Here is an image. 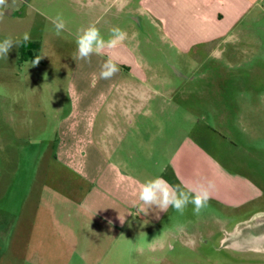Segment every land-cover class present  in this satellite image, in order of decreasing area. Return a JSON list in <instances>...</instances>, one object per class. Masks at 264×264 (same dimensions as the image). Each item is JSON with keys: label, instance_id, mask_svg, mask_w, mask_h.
<instances>
[{"label": "rangeland", "instance_id": "374dc122", "mask_svg": "<svg viewBox=\"0 0 264 264\" xmlns=\"http://www.w3.org/2000/svg\"><path fill=\"white\" fill-rule=\"evenodd\" d=\"M124 1L24 0L0 18V40L24 33L31 37L0 59V264H264L262 252L221 245L222 229L232 231L264 214V194L240 206L208 203L199 215L191 204L183 215L173 209L163 227L183 226L178 241L197 245L177 244L167 253L143 245V232L136 237L133 231L115 230L108 238L98 237L76 215L70 197L74 175L53 164L56 129L75 90L83 97L98 96L93 85L105 80L96 70L109 57L127 70L126 80H131L129 67L136 70L137 65L163 91V130L174 146L190 137L264 193V9L242 24L248 39L182 51L163 37L141 0L126 7ZM58 14L66 22L59 35L52 23ZM91 24L105 38L113 27L125 31L128 38L122 44L132 55L122 62L117 50L103 57L93 54L90 61L77 58L76 36ZM170 145H165L163 160ZM145 152H135L138 162L147 163ZM47 185L61 194L45 190ZM157 239L172 240L160 229L153 234L152 240Z\"/></svg>", "mask_w": 264, "mask_h": 264}, {"label": "crops", "instance_id": "0c3cea01", "mask_svg": "<svg viewBox=\"0 0 264 264\" xmlns=\"http://www.w3.org/2000/svg\"><path fill=\"white\" fill-rule=\"evenodd\" d=\"M118 1L113 0V3ZM130 3L131 0H125L123 5L126 7ZM141 5L161 25L166 40L182 51H189L199 44L217 48L221 44L248 39L241 26L249 17L255 18L256 10L264 9V0H141ZM116 50L121 62L132 55L126 45L120 44L98 56L103 57L107 52L113 54ZM103 60L105 63L106 59ZM118 68L110 79L92 84L97 86L98 96L83 97L78 90L74 91L70 109L57 125L54 167L74 175L70 197L76 215L98 237L108 238L115 230L123 234L133 231L136 237L143 232L141 236L146 240L143 245H150L155 252L173 251L177 244L195 247L196 242L178 241L176 233L183 226L163 227L173 208L161 211L153 206L147 215L138 210V207H147L138 199L143 182L160 176L172 185L187 189L211 180L215 188L208 203L232 206L252 203L264 193L250 178L228 171L190 137L174 146L164 135V116L160 112L165 103L163 91L157 84L148 82L137 65L136 70L129 67L127 79L130 81L125 79V69ZM152 108L159 113L150 111ZM165 145L172 148L163 160ZM144 148L148 151L144 153L147 163H140L135 152ZM58 184L62 186L63 183L60 180ZM47 189L61 194L51 186H45ZM73 215L68 214L69 217ZM140 226L145 229H138ZM158 229L172 240L153 241ZM263 230L264 214H257L251 223L237 224L232 231L222 229L221 245L233 251L264 253Z\"/></svg>", "mask_w": 264, "mask_h": 264}, {"label": "clouds", "instance_id": "9594fccd", "mask_svg": "<svg viewBox=\"0 0 264 264\" xmlns=\"http://www.w3.org/2000/svg\"><path fill=\"white\" fill-rule=\"evenodd\" d=\"M24 0H0V18L5 14V10H18L19 5ZM52 23L57 35L66 28V22L62 15L58 14ZM128 38V34L119 27H113L107 38L102 35L95 24L81 28L76 36V57L82 60L90 61L93 54H104L106 49H115ZM30 34L24 33L22 37H5L0 40V59H7L10 50L15 46L19 47L30 41ZM40 57L34 61L38 63ZM119 71L117 64L109 57L102 65L100 77L110 79ZM215 188L213 181L209 180L206 184L201 183L197 187L184 188L181 185H172L163 177H155L143 182L140 186L138 199L145 208H139L140 212L147 215L148 209L155 206L161 211H167L169 207L177 213L183 215L188 205L193 206L195 215L201 214L206 208L211 197V192ZM121 220V219H120ZM121 222H123L121 220Z\"/></svg>", "mask_w": 264, "mask_h": 264}, {"label": "flooded vegetation", "instance_id": "af4514ba", "mask_svg": "<svg viewBox=\"0 0 264 264\" xmlns=\"http://www.w3.org/2000/svg\"><path fill=\"white\" fill-rule=\"evenodd\" d=\"M247 232V231H246ZM244 233H245V231H244ZM241 234H243V233H241ZM247 234H248V232H247Z\"/></svg>", "mask_w": 264, "mask_h": 264}]
</instances>
